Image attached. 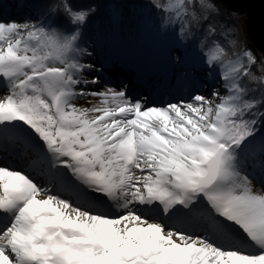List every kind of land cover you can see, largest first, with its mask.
I'll return each instance as SVG.
<instances>
[{"label":"snow or ice","instance_id":"6c2138e0","mask_svg":"<svg viewBox=\"0 0 264 264\" xmlns=\"http://www.w3.org/2000/svg\"><path fill=\"white\" fill-rule=\"evenodd\" d=\"M152 3L188 14L185 0ZM63 9L77 25L94 11ZM78 37L0 19V153L35 157L22 170L0 166V264H264V187L253 184L264 185V159L258 176L245 169L249 155L264 158L254 53L224 65L226 94L156 106L124 88L89 90L99 77H83L94 66L77 59ZM222 55L217 47L208 63ZM88 96L100 106L72 103Z\"/></svg>","mask_w":264,"mask_h":264},{"label":"trees","instance_id":"16d2710c","mask_svg":"<svg viewBox=\"0 0 264 264\" xmlns=\"http://www.w3.org/2000/svg\"><path fill=\"white\" fill-rule=\"evenodd\" d=\"M158 2L163 5L167 4L168 0H158ZM206 2L214 4L218 12L213 9L202 8L201 0H191V3H189V0H185L188 14L179 22L183 33L181 31L179 33L178 21H172L170 28L168 29L169 26L166 28L168 36L165 47H167V53H172V58L168 59L166 57L167 74L174 73V76H177V79L181 81L183 80L179 78L181 72H187V75H196L201 58L205 53L211 51L214 46H219L223 49V55L220 59H226V61L242 54L245 49L251 50L257 58V64L253 66L252 74L257 78L264 76V72H261L258 68L261 59L264 57L247 37L244 16L230 13L219 0H206ZM65 3H69L75 11H89L90 9H94V11L91 12L83 24L77 25L72 23L71 18L64 14L63 5ZM23 4L25 7H29L26 11L28 18L40 16L38 20L40 23L66 32L78 28L77 47L82 51L77 54V57L83 61L95 57V61L101 62V49L106 46L108 48L111 44L117 45L124 40L139 42L142 35L140 19L144 15H153L160 22L164 18V13L153 6L152 0H25ZM52 9H55V11H52ZM193 12H195L197 19L193 18ZM205 15L207 16L206 20L204 19ZM233 21H236L235 31L228 33V30L233 28L228 24ZM210 24L215 30L211 33L208 32ZM232 41L236 43L233 45ZM178 42H187L189 57L186 58V53L180 56L178 51L172 52ZM83 50H86V52ZM149 51L156 53L154 48H150ZM110 56L109 62L104 63L108 68L115 59L113 51L110 52ZM174 56L182 57V62L174 63ZM220 63V60L209 63L208 69L202 74L210 73L211 75ZM202 69H199V71L204 70ZM109 70H112V67ZM244 83L249 88L257 87L255 81L246 80ZM260 135H264V133H258V136ZM262 159L264 158L259 155L258 151L254 155H249L245 163V169L251 170L255 167L253 175H259V165Z\"/></svg>","mask_w":264,"mask_h":264},{"label":"rangeland","instance_id":"374dc122","mask_svg":"<svg viewBox=\"0 0 264 264\" xmlns=\"http://www.w3.org/2000/svg\"><path fill=\"white\" fill-rule=\"evenodd\" d=\"M1 1L2 0H0V2ZM3 1H5V0H3ZM6 1H8V0H6ZM23 1H25V0H15V3L13 2L12 5H10V4L8 5V3H7V5L9 6L10 12L8 15H4L5 13H1L0 19L15 20V21L21 22V23H23L25 21L37 22L39 20L40 16L28 18L27 17L28 13H26V11L28 10L29 7H27V6L25 7V5H24L25 3L23 4ZM230 13H232L234 15H236V14L242 15L241 13H235L232 11H230ZM157 19L158 18H156L155 16L150 15V14L144 15L140 19V27H141V34H142L140 41L136 43L134 41L131 42L129 40V42H130V44H129V42L127 40V44H129L131 46H123V44L126 41H123L117 45L111 44L108 46V48H109L108 52H106L105 48H103V52H101V62L95 61V59H94L95 57L90 58L89 60H85V61L79 60L82 64L94 66V70L86 71L82 74L85 79L91 80L95 77H99V83L96 85H91V84L88 85V89L93 90V91H104V90H107V88H112V89L119 91L122 88H124L127 91V88L125 86L119 84L118 82H115L111 79H104L102 77L103 73L106 76H110L112 74L113 71H110V70H107L109 73L106 74L105 69L106 68L111 69V67H112V69L115 68V66L117 65V57H118L117 52H119V54H120L119 57L121 59V55L124 51L128 52L129 58L132 55V53H134L136 51H140V52L142 51V52H144V56L147 60H148V58L152 59L153 58L152 55H154L155 57H158V61L155 57L153 58L152 65H151V60H150V62L148 61L149 64L152 66L153 70L156 67L157 68L159 67L158 69H162L159 77H160L161 82H163V83H161L162 86L159 84L160 86H159V88H157V90H159V89L161 90L160 94L162 95L163 98H161L160 101L156 102V103L148 102L149 105L155 104L156 106H163L167 102H170V101L175 102L176 100L180 99L181 97L187 99L190 94L197 93V92L205 95L209 99H212L213 98L212 97L213 89H218L222 95L226 94V90L223 87V84H224L223 75H224V72L226 71V68L224 67V65L227 64L229 60H235L236 56H235V58L228 59L227 61H226V59H222V60L220 59L221 63L216 68V70L212 71L213 73L211 75H210V73H206V75H203L202 72H205V70L208 69V67H209L208 61H209V58L211 56L212 51L214 49H216L217 47H219V46H214L211 51L205 53V55L200 60L201 62L198 63L199 69H202L204 67L203 68L204 70L202 69L203 71L197 70L196 75L195 74L187 75V78L183 79L182 81L177 79V76H174V73H170V74H168L169 76H167V74H166L167 73V65L165 64V61H166V57H168V59L170 57L172 58V56H171L172 53L171 54L167 53V47H165V42L167 41V36H168V34H167L168 30L166 28L168 26H169L168 29L170 28L172 21H178L177 27H179V33H180V31H181V33H183V29L179 23V22H181L180 21L181 19L176 17L175 13H164V18H162L163 19L162 22H160ZM237 22H238V20H237ZM244 22H245V20H244ZM235 23H236V21H233L228 25L231 26V28L233 27L232 29H235ZM245 27H246V25H245ZM147 38L149 39L148 41H147ZM176 46H177V49H176V47H174L172 52L178 51V54L180 56H183V54L186 53V58L190 56L187 42H183V43L178 42L176 44ZM114 47H115V49H114ZM117 47H118V49L116 50ZM150 48H154L156 50V53H151L149 51ZM112 51L114 52L115 59L112 62V64H110V66L108 68L104 63L109 62V60L111 58L110 52H112ZM77 59H79V57H77ZM256 60H257V58H256ZM121 61H122V59L119 60V62H121ZM145 64H144V66H145ZM171 64H172V62H171ZM148 72H149L148 74H150V71H148ZM161 73H162V75H161ZM209 76H211V77H209ZM164 83H165V85L163 86ZM193 85H197V86L194 88ZM77 87H79V86H77ZM188 88H192V89H191V92L188 95H186V93L184 91H185V89H188ZM166 91L171 92V93L180 91L181 94L178 95L177 98L167 99L166 95H165ZM183 92H184V94H183ZM129 93L130 92L127 91L126 95L130 98L134 97V98H132L133 100L142 99L140 97L132 96L133 92L130 93L131 95ZM150 95H152V94H148L144 97L146 99H149ZM100 99H101L100 97H93V96H88L85 98L76 97L73 99L72 103L78 108H89L90 109V108H93L96 106H100ZM215 102H219V100L216 99ZM4 156H5V154H3V153L0 155V157H2V158H4ZM14 158H15V162L18 161L16 159V157H14ZM9 161L10 162L0 163V164L2 166L13 167L17 170L20 169V168H16V166H14L15 164H13V163H15V162L12 159H9ZM257 176H258V174H257ZM253 184H254V190H257V191L261 190V188L264 187V185H261V183L258 180H254ZM105 210L109 211V212L111 211L110 209H105Z\"/></svg>","mask_w":264,"mask_h":264},{"label":"bare ground","instance_id":"6f19581e","mask_svg":"<svg viewBox=\"0 0 264 264\" xmlns=\"http://www.w3.org/2000/svg\"><path fill=\"white\" fill-rule=\"evenodd\" d=\"M13 2L15 3V0H8L4 3L0 2V15L1 13H5L4 15H8L10 12L8 5L9 4L12 5ZM148 40L149 39L147 38V41ZM124 41L126 42L123 44V46H131L129 45L130 44L129 40H128L129 44H127V40H124ZM103 48H105L106 52H108L107 46ZM103 48L101 52H103ZM128 55H129L128 52L124 51L121 55V59H122L121 63L118 62L117 67L114 70H110V71H113L112 74L110 76H106L103 73L102 77L104 79H111L125 86L127 88V91H129L130 93L133 92L132 96H135V97L145 98L144 96L148 95L149 92L150 94L155 93L151 102L153 103L159 102L160 99L163 98L162 95L160 94L161 90L160 89L157 90V88H159L160 85L162 86L161 83H163L161 82L160 77H159L162 69L155 68L153 70L152 66L149 64L150 60L152 62V59L148 58L147 60L142 51L141 52L136 51L132 53L130 58L128 57ZM148 65H150V69ZM148 71H150V74H148L149 73ZM164 85L165 83L163 84V86ZM196 86L197 85H193L194 88ZM192 88L185 89L184 92L186 93V95H188L191 92ZM180 94H181L180 91L173 92V93L166 91L165 95L167 99H171V98H177L178 95ZM5 95H7V88L2 84V82H0V98H3ZM1 154L2 153H0V155ZM1 158L2 157H0V163L10 162L9 159H12L15 162L14 156H11V155H5L4 158L2 159ZM34 159L35 157L30 155L28 157L23 158L22 160L16 161L13 164H15L14 166H16V168H20L22 170L24 166L31 163V161ZM0 166L2 165L0 164Z\"/></svg>","mask_w":264,"mask_h":264},{"label":"water","instance_id":"95a60500","mask_svg":"<svg viewBox=\"0 0 264 264\" xmlns=\"http://www.w3.org/2000/svg\"><path fill=\"white\" fill-rule=\"evenodd\" d=\"M219 1L228 10L244 16L247 37L264 57V0Z\"/></svg>","mask_w":264,"mask_h":264}]
</instances>
